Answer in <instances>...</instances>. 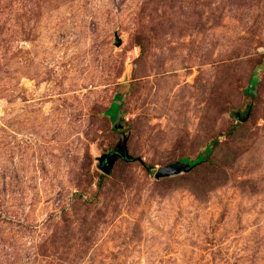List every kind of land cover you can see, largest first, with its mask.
Instances as JSON below:
<instances>
[{"label":"rangeland","instance_id":"obj_1","mask_svg":"<svg viewBox=\"0 0 264 264\" xmlns=\"http://www.w3.org/2000/svg\"><path fill=\"white\" fill-rule=\"evenodd\" d=\"M0 264H264V0H0Z\"/></svg>","mask_w":264,"mask_h":264},{"label":"water","instance_id":"obj_2","mask_svg":"<svg viewBox=\"0 0 264 264\" xmlns=\"http://www.w3.org/2000/svg\"><path fill=\"white\" fill-rule=\"evenodd\" d=\"M120 44V39L118 38V36H115V45H119ZM250 107L251 105H249V108L247 110H245L244 112V116H241L239 112H235L233 115L235 116L236 119L240 120V121H246L249 117L250 114ZM117 126H121L120 125V121L116 120V122H114V127ZM117 158H122V159H129V155L127 154L126 150H112L110 153L108 154H104L102 156V158L100 159V165L99 168L105 173V174H110L112 167L115 163V161L117 160ZM197 162L195 163H190L187 160H176L173 161L169 164L166 165H162L156 168L155 173H154V177L156 179L159 178H163V177H168V176H174L177 174H180L182 172H185L187 170H190L192 167H194V165H196Z\"/></svg>","mask_w":264,"mask_h":264},{"label":"trees","instance_id":"obj_3","mask_svg":"<svg viewBox=\"0 0 264 264\" xmlns=\"http://www.w3.org/2000/svg\"><path fill=\"white\" fill-rule=\"evenodd\" d=\"M258 68H261L260 66H258ZM255 73H256V71H255ZM121 119V118H120ZM121 121H122V119H121ZM124 143H125V141H124ZM125 146V145H124Z\"/></svg>","mask_w":264,"mask_h":264}]
</instances>
